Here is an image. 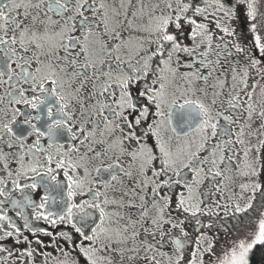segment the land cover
I'll list each match as a JSON object with an SVG mask.
<instances>
[{
  "label": "snow or ice",
  "instance_id": "1",
  "mask_svg": "<svg viewBox=\"0 0 264 264\" xmlns=\"http://www.w3.org/2000/svg\"><path fill=\"white\" fill-rule=\"evenodd\" d=\"M120 17L108 0H0V264H47L41 236L58 264H252L264 0H157L136 29L148 47L128 59L137 12ZM133 167L138 206L110 195Z\"/></svg>",
  "mask_w": 264,
  "mask_h": 264
},
{
  "label": "flooded vegetation",
  "instance_id": "2",
  "mask_svg": "<svg viewBox=\"0 0 264 264\" xmlns=\"http://www.w3.org/2000/svg\"><path fill=\"white\" fill-rule=\"evenodd\" d=\"M157 2V0H108V3L115 8L118 12L121 13V19H123V14L125 12H127L128 14V18L132 19V13L133 12H137V19L135 21V24L132 28H128L127 26H125V29L122 31V36L126 39L129 40V43L125 46L127 51H128V55H123L122 53V58L123 59H128L130 56L134 55V53L136 52V50L143 45V47H148V34L143 32V31H137L136 29L139 28L143 23L146 22L147 20V14L150 11V6L154 5ZM143 8V17L141 18L139 15L140 9ZM102 39V38H101ZM100 55L104 56L105 59L111 61L112 57L111 56H107L105 53L101 52ZM222 64L225 68H228L227 64H224V62L222 61ZM239 67V66H237ZM184 69H182L183 71ZM217 75H221L219 69L217 70V72L213 73V77L210 78L211 82L215 83V77ZM231 73H228V80L229 83H231ZM221 78H223V75H221ZM256 81H258V85L256 87V92L253 98V102L254 104L257 106V110L259 111L260 106L263 105L264 103V93H262V89H264V78H261L260 76H256L254 72L250 73L249 76V84H253ZM182 81H180L178 78L177 80L173 83V87L174 88H180L182 87ZM227 87L225 88V91H227ZM7 99V98H5ZM175 147V144H174ZM15 166V162L12 161L10 162V167ZM133 171V180L129 181V180H125V183L123 186H118L116 191L110 192L111 196H114L117 200H123L125 204H128L129 202L133 205L138 206L141 201L139 199V196L133 195L132 192L130 191L131 188L134 187V181L136 179V172H135V168H132ZM205 185H207V181H205ZM25 191H31L26 189ZM125 193H127V195H125ZM41 191H37L35 193H33V198L34 199H39V196L41 195ZM13 195H19L18 193H14ZM3 199V198H0ZM150 199V197H149ZM149 210H150V205H149ZM3 211L7 212L10 216H12L14 219H17L18 223H22V221H19L18 218L15 217V211L8 206L7 204H5L3 206ZM119 211H121L122 214H124L126 217L128 214H130L132 216V218L137 219L138 218V208L137 207H125L123 209H119ZM125 221H121V223H124ZM40 224L41 227H45L48 228L49 230L53 231L55 234V229H52L49 225L45 224L43 221H39L38 222ZM59 228H64V225H60L58 226ZM67 230V229H65ZM187 230L189 232L192 231V226H188ZM243 232H241L242 234ZM26 235H29V239H34L30 234L25 233ZM209 235H211V233H209ZM45 244L50 245L48 247L43 248L42 250L45 253H51V256L48 257V261L47 264H58V261L65 259L63 256H61V253L57 250V248L55 246H51L52 245V240L50 237H46V236H41L40 237ZM60 245L62 247L67 248V245H64L63 241H60ZM33 247H35V244H33ZM217 247H219V245H217ZM161 251H168V249H162ZM152 253H149V255H151ZM73 256L75 255L74 253L72 254ZM44 257H38L39 261H43ZM114 264H118L119 261V257L118 256H113L112 257ZM157 259L161 260V264H165L166 258L161 257L157 254ZM81 264H83V261L81 260ZM141 264H144V262L142 261Z\"/></svg>",
  "mask_w": 264,
  "mask_h": 264
},
{
  "label": "trees",
  "instance_id": "3",
  "mask_svg": "<svg viewBox=\"0 0 264 264\" xmlns=\"http://www.w3.org/2000/svg\"><path fill=\"white\" fill-rule=\"evenodd\" d=\"M262 256H264V246L257 245L251 254L252 264H261Z\"/></svg>",
  "mask_w": 264,
  "mask_h": 264
},
{
  "label": "rangeland",
  "instance_id": "4",
  "mask_svg": "<svg viewBox=\"0 0 264 264\" xmlns=\"http://www.w3.org/2000/svg\"><path fill=\"white\" fill-rule=\"evenodd\" d=\"M262 106H264V103H263V105ZM243 235H244V232L241 234V236L243 237ZM217 248H219V247H217Z\"/></svg>",
  "mask_w": 264,
  "mask_h": 264
}]
</instances>
